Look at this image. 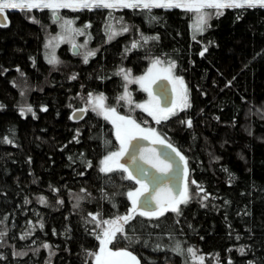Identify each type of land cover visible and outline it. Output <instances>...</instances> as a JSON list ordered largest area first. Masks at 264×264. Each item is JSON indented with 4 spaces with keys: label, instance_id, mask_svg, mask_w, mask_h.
<instances>
[{
    "label": "trees",
    "instance_id": "trees-1",
    "mask_svg": "<svg viewBox=\"0 0 264 264\" xmlns=\"http://www.w3.org/2000/svg\"><path fill=\"white\" fill-rule=\"evenodd\" d=\"M6 15L7 26L0 27V264H93L87 253L98 250L102 220L128 213L127 193L137 183L120 170L99 171L100 160L117 148L112 127L91 112L72 121L71 110L79 107L73 98L103 93L112 104L122 88L119 65L141 74L149 54L175 61L189 89L191 107L156 129L185 157L193 198L179 206V216L137 211L123 225L131 240L117 233L110 249H127L140 264H199L198 257L203 264H264V9H227L195 41L191 15L180 9H152L158 18L152 22L142 9L75 12L78 25H91L98 51L80 64L62 47L59 57L70 64L55 70L43 56L49 12ZM112 15L131 29L106 43ZM138 35L159 39L131 49ZM22 80L31 87L25 97L16 86ZM23 98L35 116L20 113ZM189 119L191 127L181 122ZM192 180L204 192L196 195ZM89 213L100 215L93 221ZM177 243L197 256L186 262L173 251Z\"/></svg>",
    "mask_w": 264,
    "mask_h": 264
},
{
    "label": "snow or ice",
    "instance_id": "snow-or-ice-1",
    "mask_svg": "<svg viewBox=\"0 0 264 264\" xmlns=\"http://www.w3.org/2000/svg\"><path fill=\"white\" fill-rule=\"evenodd\" d=\"M61 8H69L73 11L76 10H93V9H120V8H131V9H142L144 10L149 22L155 21L158 18L156 16L151 15V10L154 8H162V9H183L186 12H192L196 14L197 19L195 22L196 31L202 32L204 30V26L207 24L208 18L211 15L220 16L223 15L221 9L224 8H261L264 9V0H0V27L7 26V15L5 10L7 9H20L22 11L31 12L33 9H47L52 13L53 22L58 23L63 21L62 26H71L74 21L72 20H64L63 17L58 15V10ZM204 9H214V13H205ZM109 16H111V11L109 12ZM38 22V21H33ZM91 27V25H84L83 28L75 29L74 31L78 35H84V29ZM108 32V39L111 40L114 38L117 33L111 31V25H106ZM123 32H128L129 29L127 26L122 28ZM195 39V37H193ZM57 39V38H53ZM158 40V36L146 37L141 35V40L143 44H147L149 40ZM52 41H49L48 44H45V48L51 47ZM140 41H134L131 44L132 49H138L141 47ZM87 48V41H85L82 45L73 44V48ZM96 51L86 50L83 53L77 52V55L83 56V62L85 64L88 63L89 57H94L96 55ZM204 51H207L205 48ZM201 56L204 55L202 51L200 53ZM50 64H57L59 61L57 60L54 50L48 59ZM160 58H157L153 67L149 68L148 73L144 76L136 77L134 82L140 84L141 88L148 93L150 100L148 102L142 104H136L135 107L139 108L148 113L149 116L156 121L157 124L161 123L162 120H166L169 117L176 115V109L179 108L180 111H183L187 108L191 107L189 89L187 88L184 79L182 76L177 75L175 73V69L177 67L175 61L169 60L166 61L167 67L163 69V73H157L153 75L154 68L157 64H160ZM19 71V69H17ZM123 74V79L128 81L130 70H125L123 68L120 69L119 73ZM72 79H76V76H72ZM157 79L168 80L173 84V92L175 93V100L168 102L167 101V93L166 91H161L157 93L160 97L161 101H165L164 106L162 107L160 102L156 100V97L153 96L151 91V84H153ZM105 97L103 94L95 97L93 99L92 93H88V99L86 101L87 104L92 106V110L97 112L98 115H102L105 120H110L113 126L116 129V139L119 141L120 148L118 151H110L108 152L103 159L100 160L99 171L104 174L111 173L115 170H120L122 172H128V168L125 164H120V158L124 155H129L132 163L136 162L137 153L140 154V159H143L145 163H151V166L156 168L157 171L163 172L165 175L167 171L170 170V167L167 163L159 160V158H155V162L150 159L148 156L144 155L145 150L139 146L138 144L133 145L131 142L133 140H147L153 138V142L165 144V140L161 139L157 134L156 130L153 128H143L141 124L138 123L131 116H123L118 115L116 109L114 107L105 108L103 101ZM119 99L124 100L128 99L127 96V88L125 87V95L119 97ZM128 103H132L130 99H128ZM32 112L33 116L35 113L32 111L31 107H27V109L21 108V114L24 111ZM42 111H46V109H41ZM87 108H81L79 111L81 113L86 112ZM182 123H186L188 127L192 126V121L189 119L187 121H181ZM4 141L8 143H12V141L8 140L7 137H4ZM3 142V141H0ZM107 143V142H105ZM167 148H170L173 153L176 154L180 158V160L185 162V179L187 176V161L185 157L175 148L171 143L165 144ZM129 147L134 149L133 152L129 153ZM71 159V157H69ZM91 167V164L88 165ZM142 174H147L143 169H140ZM225 171H227L225 169ZM126 178L128 180L134 179L133 175L129 173ZM154 182L160 183L159 177L152 178ZM136 183L140 184V187L134 191H129L127 193L128 199L131 201V208H129L128 213L123 216H117L113 220H102L104 225H108L109 227L105 228L102 234H98L99 238V251L98 252H88L87 255L90 257H94L95 264H140V261L136 256L132 254L131 251L121 248L119 250H110L107 245L112 244L115 240L118 239L117 233L121 235V237L125 240H131V237L126 234V230L123 225H128L129 222L135 218L137 214V208L143 209L138 214L141 216L147 215L150 218L158 217L164 215L166 212H173L177 216L180 215V205L187 204L192 198L193 194L191 193L188 183H185L184 189L182 192L177 193L175 197H169L166 200H160L158 196L152 197L149 199L146 195V185L140 181L136 180ZM191 184L196 185V188L199 190L196 195H199L200 192H204V189L196 184L195 180L190 181ZM55 191V190H54ZM83 191V190H82ZM144 197L141 200V197ZM41 203H45L44 197L39 198ZM202 199H208V194L205 192ZM152 200H156V206L151 207ZM59 203H63V201H58ZM91 216L93 221L97 220V217L100 215L99 213L93 215L91 213L88 214ZM6 219V218H5ZM122 222V223H121ZM97 227H100V223H97ZM102 235V238H100ZM23 238V237H22ZM45 248H48L49 245L45 244ZM159 248V245H157ZM179 255L186 256V262L188 257H196L197 250L193 247H188L187 249H182L181 245L177 243L173 249ZM241 255L244 254V249L240 250ZM20 255V253H18ZM199 264H203V257H198ZM231 264V261H229Z\"/></svg>",
    "mask_w": 264,
    "mask_h": 264
},
{
    "label": "rangeland",
    "instance_id": "rangeland-1",
    "mask_svg": "<svg viewBox=\"0 0 264 264\" xmlns=\"http://www.w3.org/2000/svg\"><path fill=\"white\" fill-rule=\"evenodd\" d=\"M124 9L133 10L131 8H120V9H113V10H109V9H93V10L83 9V10H76V11H73L72 9H69V8H61V9H59L58 10V15L60 17H63L64 20H72V21H74L71 26H62L63 25V21H60L58 23H54L53 22L52 13L49 10H47V9H43V10L33 9L32 11L35 10L37 12L38 11H45L46 10V11L49 12V16H50V18H49L50 19L49 24L43 29L44 35H45L44 36V45H43L44 61L47 63V65H49L54 70L57 69V68H59L60 66H63V65L64 66H68L67 63L69 61L67 63L63 62L60 59L59 54H58L59 49L63 47L65 49V52L68 54V56L71 59L72 58L75 59L74 61H77L80 64H85L83 62V56L82 55H72L71 54V48L73 47V44L79 46V45L84 44L85 41H87V48L86 49L77 47L78 52H81V53H83L86 50H93V51L97 50L96 47L92 46V44H91L92 39H91L90 33H88V29L87 28L84 29V31H85V34L84 35H78L74 31L75 29L83 28L84 25H78L77 22L75 21V17L72 16V13L82 12L84 10H86V11L108 10L109 12L111 11V14H113L116 11H122ZM227 9H234V8H224V9H221V11L224 12ZM14 10L22 11L20 9H7V10H5V12H7V11H14ZM180 10H183V9H180ZM203 11L205 13H214L215 10L214 9H204ZM23 12L30 13V12H26V11H23ZM188 13L191 15V21H190V38L193 41L197 40L199 38V36H201L206 31V29L209 27V24H210V22H211V20L213 18L218 17V16H216L214 14L211 15V17L208 18V20H207V24L204 26V30L202 32H197L196 31V25H195L197 16H196V14H194L192 12H188ZM106 25H111V31L117 33V35L114 38H112L111 40L108 39V35L106 34V32H108V29L106 28ZM125 26L128 27V29H129L128 32H123L122 31V28L125 27ZM130 29H131V26L128 25L127 23L123 22L121 20V18H117V17H115V16L112 15L111 19L104 26V33H105V41H106V43L111 42L112 40H114L115 38H117V37H119L121 35H124V34L129 33L130 32ZM54 37L57 38V39H53ZM193 37H195V39ZM49 41H52L51 47L45 48V44H48ZM134 41H140V43L142 45L141 47H145V46H147L149 44V41L150 40L148 41L147 44H143V41L141 40V35L133 36L132 39H131V41H130V44H129L130 48H131L132 42H134ZM141 47H139V48H141ZM53 50H54V54H55L57 60L59 61V63H57V64H50L48 62V59L50 58ZM96 53H97V51H96ZM91 58H93V57H89V60ZM145 58H146V69L141 74H134L131 71V69L130 68H127L126 66H124V64H120L119 65V67L116 70V74L119 73V71H120L121 68H123L125 70H130V75H129L128 81H125L123 79V74H117L118 76H120V78L122 80V88H121V91L116 96V98H115V100H114V102L112 104H110L108 102L107 97L103 93H92V95H93V99H95V97L99 96L100 94H103V96L105 97V99L103 101V104H104L105 108H107V107H114L116 109V112H117L118 115L131 116L133 119H135L138 123L141 124V127H143V128H153V129L156 130L157 134L160 136V134L158 133V131L156 129L157 123L152 118V116H149L147 112H145V111H143V110L135 107V105L138 104V103L139 104H142V103L148 102L150 100V98H149L148 93L145 92L141 88L140 84L135 83L134 80H135L136 77H140V76L146 75L148 73L149 68H152L153 67V63H154V61L157 58H160L161 63L160 64H157L155 66L154 71H153V75H156L157 73H161L162 74L163 73V69L167 67L166 61H169L171 59H168V58H166L164 56H161V55H156L155 56V55H150V54L147 55V57H145ZM69 64H70V62H69ZM175 73H176V71H175ZM170 85H171V88H172L173 101H174L176 97H175V93L173 92V84L170 83ZM16 86H17V88L19 89V91L21 93L20 95L23 96V94H24L23 97L26 96L25 93L31 91V87H29L28 84L26 83V81H24V80L18 82ZM151 86H152V84H151ZM125 87L127 88V96H128V99H130L132 101L131 104L128 103V99H124V100L119 99V97L125 95ZM87 99H88V93H86V94L85 93H79L76 97H74L73 98V101H74V103H78L79 104V107H77V108L74 107L71 110V113H73L77 109L87 108L88 109L87 111L91 112L92 114H94L95 116L101 118L102 120H105L102 115H98L97 112H95V111L92 110V106L90 104H87L86 103ZM156 100L158 101L157 98H156ZM21 105H22L21 108H24V109H27V107H29L27 105V102H26V99L25 98H23V100L21 102ZM187 109H185V110H187ZM27 112L28 111L25 110L22 115L23 116L26 115ZM176 112L178 114L181 111L179 110V108H177L176 109ZM20 113H21V111H20ZM174 116L175 115L169 117L168 119H170V118H172ZM168 119L162 120L161 123L167 121ZM105 121L108 124H110L111 127H112L113 136H114V138L116 140V143H117V148H116L115 151H118L119 148H120V144H119V141H117V139H116V135H115L116 129L113 126V124L111 123L110 120H105ZM160 138L163 139V140H165L162 136H160ZM147 140L153 142V138H150V139H147ZM165 143H167L166 140H165ZM99 167H100V164H99ZM127 175H128V173H127ZM187 181H188V175L186 176L185 183H188ZM185 183H184V186H185ZM139 187H140V184L137 183V186H136L135 190L138 189ZM131 206L132 205H131V201H130V208H131ZM107 227H109V226L103 224L102 232ZM102 232H101V234H102ZM101 238H102V235H101ZM109 245H107V247L110 249ZM99 247H100V244H99ZM99 247H98L97 252L99 251ZM110 250H112V249H110ZM93 264H95L94 259H93Z\"/></svg>",
    "mask_w": 264,
    "mask_h": 264
},
{
    "label": "water",
    "instance_id": "water-1",
    "mask_svg": "<svg viewBox=\"0 0 264 264\" xmlns=\"http://www.w3.org/2000/svg\"><path fill=\"white\" fill-rule=\"evenodd\" d=\"M78 52L77 48H71V54L77 55ZM153 95L158 99L161 106H164L165 101H161L160 97L157 93L166 91L167 93V101H173V93L172 88L168 80L158 79L156 82L153 83L151 87ZM85 112L81 113L79 110L74 111L71 113L70 118L72 121H79ZM133 145L138 144L141 146L145 152L144 155L148 156L155 162V158H159V160L167 163L170 167V170L167 171L165 175L163 172L157 171L156 168L151 166V163H145L143 159H140V154L137 153V159L135 163H132L130 160L129 155H124L120 158L119 163L125 164L128 168V174L131 173L134 177V180H140L146 185V195L149 199L152 197L158 196L160 200H166L169 197H175L177 193L182 192L185 183V162L180 160L175 153L171 151L170 148H167L165 144L151 142L149 140H133L131 142ZM134 149L129 147V153L133 152ZM140 169H143L145 173L142 174ZM153 177H159L160 183H156L153 181ZM141 200L144 199L142 196ZM156 206V200H152L151 207ZM143 209L137 208V211H142Z\"/></svg>",
    "mask_w": 264,
    "mask_h": 264
},
{
    "label": "flooded vegetation",
    "instance_id": "flooded-vegetation-1",
    "mask_svg": "<svg viewBox=\"0 0 264 264\" xmlns=\"http://www.w3.org/2000/svg\"><path fill=\"white\" fill-rule=\"evenodd\" d=\"M127 68H128V67H127ZM152 85H153V84H152ZM151 87H152V86H151ZM151 91H152V90H151ZM77 110H79V109H77ZM75 111H76V110H75ZM87 113H89V111H86V112H85V115H86ZM85 115H84V116H85ZM84 116H83V117H84ZM83 117H82V118H83ZM82 118H81V119H82Z\"/></svg>",
    "mask_w": 264,
    "mask_h": 264
}]
</instances>
